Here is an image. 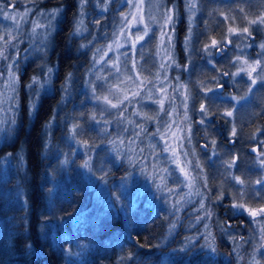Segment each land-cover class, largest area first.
<instances>
[{"label": "trees", "instance_id": "16d2710c", "mask_svg": "<svg viewBox=\"0 0 264 264\" xmlns=\"http://www.w3.org/2000/svg\"><path fill=\"white\" fill-rule=\"evenodd\" d=\"M69 22L67 16L60 22L47 59L56 68L51 94L40 96L36 110L28 112L22 87L31 71L27 66L19 74L16 123L0 139V264H241L250 259L259 245L250 249L235 228L229 229L234 214L228 206L225 217L212 206L221 193L223 198L229 194L227 182L213 175L214 166L206 164L205 208L195 211L193 202L184 213L120 195L118 184L132 170L125 163L109 164L95 176L82 167L85 157L77 146L83 141L103 145L111 134L102 142L84 140L77 128L68 139L79 125L78 111H93L82 87L86 70L80 68L87 64V52L76 54L78 41L69 36ZM194 69L191 78L201 83ZM144 126L148 137L152 125ZM257 192L264 196L263 187ZM248 204L260 207L264 199ZM198 216L203 219L193 227ZM172 222L176 227L169 232ZM201 227L208 232L204 239ZM130 253L132 261L122 259Z\"/></svg>", "mask_w": 264, "mask_h": 264}, {"label": "rangeland", "instance_id": "374dc122", "mask_svg": "<svg viewBox=\"0 0 264 264\" xmlns=\"http://www.w3.org/2000/svg\"><path fill=\"white\" fill-rule=\"evenodd\" d=\"M64 0H36L33 4L30 0H15L13 4V0H3V3L7 5V10L9 12L18 11L24 12L26 8L31 9V12L28 15V22L23 23L22 32L14 33L18 36V47L20 50V59H19V73L23 74L26 66H31V71L29 72L28 76L24 80L23 83V90L25 91V104L27 110L30 114L34 111L32 110V89L27 87L28 84L31 83V79L33 76H40L41 85H36L35 88L38 89L39 95L36 97V105L39 101L40 96L51 94L52 91V82L54 79V72L55 66L53 63H49L47 61L48 56L50 54V50L52 49V39L53 35L55 34L56 30L58 29L59 23L56 24L55 30L52 32L51 37L49 39L47 48L43 51H36L37 48H42L41 44V37L37 35L35 37V43H33V37L30 35V30L32 28V20H40L42 23L44 22V18L39 15V13L44 12L47 14L51 9L56 7H62L64 10L63 2ZM182 1V9L184 13V20L186 22V26L191 29V31H187L186 33H179V29L175 26V33H174V48L172 49V54L174 55L175 62L180 65V67H176L175 65H171L166 69H161L160 64L161 62H167L165 54L163 51L158 52V45H160V24L162 20H160L161 13L166 8H172L175 6L177 8L178 0H171V5L167 4L166 0H143V16L145 23H147L150 28V38H146L145 41L141 42V44L137 45L135 50V59L137 63L136 69L132 68L131 64V57L133 52L130 46H126L124 48L119 49L118 51L108 52V56L105 58L104 62H99L100 57L103 55V52L97 54L96 60H93V54L96 52V49H105L106 46L112 41L113 33L116 32L121 25V13H128L130 11L128 4L130 2H135V0H112V3L108 5V11H103L102 6H98L96 0H90V2L84 8V26L86 31L82 32L81 34L77 35L74 33V26L76 22V18L79 12L78 3L79 0H75V8L73 9L74 14L70 19V30L69 36L77 39L78 41V48L76 54H86L88 55V62L87 64L84 62L80 68L86 70L84 75V82L82 84L83 90L88 92V96L90 97V101L93 103L91 107L93 110L91 113L81 112L78 111L79 114V133L82 136V139L86 140H95L99 138V141L102 142L105 138H108L105 144L100 145L96 143H88L86 147L84 144H80L78 147V152H81L85 160L90 162L91 171L89 173L92 176L97 174H101L109 168V164L115 163H125L127 164L131 170V172L124 178L125 180L118 184V189L120 195L123 197L138 200L139 202H143L147 205H158L163 204L166 207L173 208L172 205L180 199V197L184 196L185 199L182 202V206H180V211L178 213H184L186 210V206H190L191 203L194 202L193 210L199 211L201 210L200 204L203 203L204 205L207 203L206 195L204 192H201L199 185L196 184V188L200 190V195H192L191 197L185 196V194L189 191L187 187H185L181 181L183 180L182 174L177 170L176 166L169 161V153H161V149L164 147L163 142L160 140L159 136H152L149 135L148 137L145 136V133H141L139 137L134 135L135 132H139L140 128L137 125H141V122H144V125H152L151 133L156 131L157 123L156 122H146L142 119L141 116L133 115L135 112L140 113H147L150 116H154L159 111V105L153 102L156 99H160L164 97V93L160 92L161 88L167 90V95L171 98V102L169 99L164 100V108L167 110L165 112H160L159 114V121L160 127L163 130V122L175 120L176 124H179L181 127L185 128L184 133L177 132V136L184 135L187 137L188 132L187 128L190 126V119L188 121L184 120L185 111L191 110V104L193 101L198 102L200 100L199 92L201 87V83H196L197 81H193L190 79L185 83H181L179 81L180 75H177L176 72L182 71L183 64L181 62H187L188 60V52L190 51L189 45L191 44V40L189 43L186 44L185 38L187 36H191L192 28L194 24V19L196 15V9L189 13L186 9V0ZM157 5H159V10H157ZM240 9L243 8H230L228 16L230 17H241L244 12H241ZM63 13V12H62ZM100 15V17H99ZM155 17V21L149 19V17ZM99 17V18H98ZM191 17V23L189 18ZM62 15L58 18L59 21L61 20ZM88 20V21H87ZM99 21V23H97ZM176 23V22H175ZM256 26V25H254ZM13 27V22L11 20H6L3 16H0V32L4 31L5 29H11ZM261 27V26H260ZM142 28V25H141ZM137 29H133V32H136ZM168 31V29H165ZM44 32V29H37V33ZM70 37V38H71ZM88 37V38H87ZM22 41V42H21ZM31 45V46H30ZM81 45H87V47H81ZM146 45V49H141ZM24 49H28L27 52ZM179 50V51H178ZM122 52H129V59L125 61L123 56H120ZM16 49L10 48L9 49V56H15ZM117 56H120V60L124 61V63L120 64L121 71L119 73L116 72L115 68L111 66L110 61L115 60ZM26 57V58H25ZM142 57V58H141ZM11 63L10 60H0V74H3L4 78H7V68L8 65ZM125 64L127 67L125 68ZM43 66V67H42ZM28 68V67H27ZM47 68H52L51 78L50 81L45 83L46 76L42 73H46ZM139 71L142 73V78H146L148 80H152L156 87H153L152 84L148 85V88L152 89L153 98L150 100L148 99L149 92L145 89L140 97H137L135 100H132L131 103L127 101L120 109H111L110 107L106 106L102 101H98L94 98V91L93 87H95V95H107L109 89H112L114 92L116 91L115 85L119 84L120 80H125L126 75H132L134 72ZM146 75L144 74V72ZM236 71V70H235ZM157 73H159V78L157 79ZM174 73V74H173ZM148 75V77H147ZM174 75V76H173ZM200 76V74H199ZM100 77V79H97ZM166 77V79H165ZM239 80V77L236 78ZM244 80L247 81L245 77ZM229 86L236 87V90L239 89V82L229 79L227 81ZM21 82L17 84V102H18V90ZM68 85V83H66ZM180 85H186V88H180ZM121 89L127 88L128 90H135L130 83L127 84H119ZM199 87V88H198ZM0 88H3V84H0ZM177 89V91L173 92V89ZM213 92L215 93V88L213 87ZM189 94L190 98L186 101L188 107L187 110L184 107V95ZM118 95H122V93H117ZM209 93L204 94L206 98H209ZM11 95V93H8ZM68 95H71L69 93ZM201 96V95H200ZM214 96V95H213ZM219 100H221V104L223 108H238L241 107L243 113H246L248 110L253 109L254 104H247L248 101H241L239 104L236 101L231 99V95L216 96ZM113 102L115 103L116 100L113 98ZM220 102V101H219ZM86 104V103H85ZM17 105V103H16ZM14 107L17 110V106ZM86 106V105H85ZM197 105L194 106L196 108ZM4 110H0V119H3L4 122L0 123V139L2 135H6L10 132L7 131V128H11V119L13 117V112L8 110L10 105L4 104L2 106ZM196 112L197 118H201L207 120V116L203 115L199 111V107ZM249 112V111H248ZM171 113V115H169ZM190 114V113H189ZM16 116V111H15ZM92 116H95L96 119L93 120ZM188 116V112H187ZM224 116V115H223ZM190 116H188L189 118ZM225 118L231 120L232 117L224 116ZM16 119V118H15ZM111 121V123L105 124L104 121ZM251 118L249 116H244L243 123L248 124L250 123ZM128 121H134L135 123H129ZM146 123V124H145ZM143 125V124H142ZM146 127V126H145ZM147 128V127H146ZM173 131H176V125L172 126ZM191 128V127H190ZM126 129V131H125ZM5 131H7L5 133ZM4 135V136H5ZM73 135L72 130L69 132L70 139ZM144 136L146 137L143 140ZM229 136L231 132L229 131ZM103 139V140H102ZM124 141V144H120V140ZM102 140V141H101ZM130 140H134L135 143L129 146L128 142ZM110 141H115V146L110 143ZM71 141L70 143H72ZM169 143L176 147L177 143L183 145L180 151H187L189 155L184 159L192 161L190 167L194 169L196 165L199 164V157L198 154L200 151L202 152V148H194L193 143L188 141L187 138L175 141L170 140ZM152 145H155V149H153ZM129 147L135 148V153L129 151ZM143 149V152L140 151ZM154 151L157 155L154 156ZM193 159H196V162L193 165ZM158 164L160 167L168 168L171 172V175L167 178L168 187L174 188L175 191L172 193H168L165 191H160L157 189L156 185L159 183L158 178L153 177V169L152 165ZM200 167L196 171V173L201 174V170L203 166L199 164ZM173 174L176 176H173ZM194 175V171L192 172ZM203 178V177H202ZM178 181V182H177ZM177 182V183H176ZM234 182V181H233ZM199 183V182H198ZM232 184V182L230 181ZM235 183V182H234ZM237 186L240 189V185L236 183L232 185V187ZM264 185H258L255 183L254 189L257 191L261 189ZM202 187V186H201ZM102 190V187L100 188ZM220 196V195H219ZM224 196V195H223ZM215 202L212 206L218 205L219 208L223 206L224 199L218 200L217 198L214 199ZM233 202V200H232ZM245 203L246 200H245ZM215 204V205H214ZM217 208V207H216ZM218 208V209H219ZM230 208L234 210L231 205ZM221 210V209H220ZM203 211V210H202ZM235 213H237L234 210ZM241 214L248 219H250V215L247 212H240ZM191 215V214H190ZM262 217V216H261ZM258 217V218H261ZM197 219V218H196ZM260 220V219H257ZM264 220V219H262ZM198 220H194L193 227L198 223ZM260 224L256 222L249 223L250 230L246 233V239L243 241L247 246L252 249L253 245H260L264 243V240L260 239V228L264 226V222L260 221ZM230 229V228H229ZM227 229L225 233H232ZM229 231V232H228ZM199 232H203L202 236L203 239L205 235H207V231H205L202 227L199 229ZM199 233V234H200ZM216 233V232H215ZM217 233H219L217 231ZM208 240H201V243L206 242ZM242 241V240H241ZM264 252V251H262ZM253 253V252H252ZM251 259V258H250ZM250 259H244L241 264H249ZM257 259L262 261L264 264V257H261L260 254H257Z\"/></svg>", "mask_w": 264, "mask_h": 264}, {"label": "snow or ice", "instance_id": "6c2138e0", "mask_svg": "<svg viewBox=\"0 0 264 264\" xmlns=\"http://www.w3.org/2000/svg\"><path fill=\"white\" fill-rule=\"evenodd\" d=\"M31 3H35L36 0H30ZM90 2V0H79L78 8L79 12L76 18L75 26H74V33L79 35L82 32L86 31V28L84 26L83 16H84V8L85 6ZM98 6H102L103 11H108V5L112 3V0H96ZM15 3V0H13V4ZM128 7L130 11L128 13H121V25L116 32L113 33V39L112 41L106 46L105 49H96V52L93 54V60H96L97 54L103 52V55L100 57L99 62H104L105 58L108 56V52L112 51H118L121 48H124L126 46H130L133 55L131 57V64L132 68L136 69L137 63L135 59V50L137 48L138 44H141V42L145 41L146 38H150V32L151 28L150 26L145 23L144 16H143V0H135V2H130L128 4ZM198 7L196 0H186V9L189 13H192L196 8ZM157 10H159V5H157ZM241 12H244V9H240ZM31 12V9L26 8L24 12H18L13 11L9 12L7 10V5L3 3V0H0V16H3L6 20H11L13 22V27L11 29H5L4 31L0 32V60H10L11 63L8 65L7 68V78L5 79L3 74H0V84H3V88H0V106L4 104H9L10 107L8 110L13 112V117L11 119V123L15 124V111L16 108L14 105L17 103V84L20 82V76H19V59H20V50L18 47V36L14 33H20L22 32L23 23L28 22V15ZM63 9L62 7H56L51 9L47 14L44 12L39 13L41 17L44 18V22L42 23L40 20H32V28L30 30V35L34 38L33 43H35V37L39 35L41 37V44L42 48L35 49L36 51H43L47 48L49 39L51 37L52 32L55 30L56 24L59 23V17L62 15ZM178 15V12L173 6L172 8H166L162 13L160 20H162V23L160 24V45H158V52L163 51L165 54V57L167 59V62H161L160 68L166 69L167 67L171 65H175L176 67H180L179 64L175 62L174 55L172 54V49L174 48V33H175V22L176 17ZM149 19H152L155 21V17L150 16ZM225 20H231L235 22V17H229L228 15L224 14ZM243 19L247 20V24L240 28L238 26H232L230 25L227 29L226 35H224L220 40H217L216 38H211L209 43H206L203 47V51L211 57L213 55L212 49H217L218 51H223L226 44H231L232 36H242L244 38L252 37V32L250 29L253 25L258 26L257 31L260 30L259 26H264V11L259 12L255 15V18H249L248 14L245 13ZM191 23V17L189 18ZM99 23V21H97ZM142 25V28H141ZM137 29L136 32H133V29ZM37 29H44V32L37 33ZM165 29H168V31H165ZM191 31V29H189ZM191 40V36H187L185 38L186 44L189 43ZM22 42V41H21ZM31 46V45H30ZM81 47H87V45H81ZM247 47H251V44L247 45ZM260 48V52L257 53V57L255 60L249 59L247 56L237 55L233 61H231V64L233 67L236 68V71L229 72L224 71L222 69H219L221 76H230L234 83L236 82V78L239 77L241 79L247 78V88L244 92V95L236 96L233 95L231 97L232 100L236 101L237 104H239L241 101H248L249 97L254 93V91L257 90L258 87L264 88V42L260 43L258 45ZM14 48L16 49L15 56L10 57L9 56V49ZM25 52L28 51V49H24ZM241 52H243V49H241ZM120 56H123L125 58V61L129 59V52H122L120 53ZM120 56H117L115 60H111V66L115 68L116 72L119 73L121 71L120 64L124 63V61L120 60ZM26 58V57H25ZM142 58V57H141ZM209 63H212L211 60L208 61ZM43 67V66H42ZM127 65L125 64V68ZM213 67L215 68V64H213ZM52 68H47L46 73H42L46 76V80L44 81L47 83L50 81ZM69 79L71 77V73L68 74ZM159 78V73H157V79ZM97 79H100V77H97ZM166 79V77H165ZM212 80L217 81V85L219 88H224L225 86L223 84L219 83L218 77H211ZM130 83L135 90H128L127 88L121 89L119 87V84H127ZM119 84L115 85L116 91L114 92L112 89H109L107 95H95V87H93L94 91V98L98 101H102L106 106L110 107L111 109H120L124 103L127 101L128 103H131L132 100H135L137 97H140L142 92L147 89L149 92L148 99L153 98L152 89L148 88L149 84H152L153 87H156V85L153 83L152 80H148L146 78H142V73L139 71L134 72L132 75H126L125 80H120ZM36 85H41L40 76H33L31 79V83L27 85L29 89H32V110H36V97H38L39 92L38 89L35 88ZM201 85L204 87V90L206 93L213 92L212 88L207 87L204 85V82L201 81ZM180 88H186V85H180ZM67 90V89H66ZM160 92L164 93V97L160 99H156L153 102L157 103L159 107V111L154 115L150 116L147 113H140L135 112L133 115L141 116L142 119L146 122H156L157 128L156 131L151 133L152 136H159L160 140L163 142L164 147L161 149V153H169V161L173 163L177 170L182 174L183 180L181 183L189 189V191L185 194L187 197H191L192 195H200V190L196 188V184L198 180H201V174L196 173V175H192V172L194 169L190 167L192 164V161L184 159L189 155L187 151H180L179 149L183 148V145L180 143L176 144V147H173L171 143H169L170 140L180 141L185 138L188 139L190 142L191 140V128L190 126L187 128L188 135L185 137L184 135L177 136V132L184 133L185 128L181 127L179 124H176V121L170 120L163 122V130L161 129L160 121L158 119L160 112L167 111L164 108V100L169 99L171 102V98L167 95V90L164 88H161L159 90ZM177 91V89H173V92ZM122 93V95H118L117 93ZM8 93H11V95H8ZM113 98H115L116 102H113ZM190 98L189 94L184 95V107L187 110V103L186 101ZM0 110H4L2 107H0ZM199 111L207 116L210 112V106L205 105L204 103L200 104ZM235 112V107H233L232 110H226L223 115L227 117H232ZM171 115V113H169ZM92 119L95 120L96 117L92 116ZM187 111H185L184 114V120L188 121ZM4 120L0 119V123H3ZM129 123H135L134 121H128ZM105 124L111 123V121H104ZM200 124H204V119H201L199 121ZM176 125V131H173L172 126ZM80 126L74 125L73 128V137L75 136V130L79 128ZM137 127L140 128L139 132H135L134 135L136 137H139L141 133L147 132V128L144 125H137ZM126 131V129H125ZM261 129H257V132H260ZM231 135L233 137L237 136V130L235 126H233ZM252 139H255V134L251 137ZM114 146L116 144L115 141H110ZM134 140H130L128 142L129 146L134 144ZM216 141L213 139L211 141L212 145H215ZM260 143H264V141H261ZM83 144L87 147L88 142L83 141ZM120 144H124V141L121 139ZM208 145H206L207 147ZM153 149H155V145H152ZM129 151L135 153L136 149L129 147ZM141 152H143V149H140ZM253 151H256V149H253ZM215 155V152L213 153ZM157 155L154 151V156ZM264 152H259L257 154V161L261 168H264ZM21 161H23V157H19ZM239 158L236 156H233L230 161L225 162V166L227 169L232 168H238L237 160ZM82 167L88 169L91 171L90 162L88 160H85L83 162ZM200 165L197 164L196 168H199ZM153 169V177L159 179V183L156 185L157 189L160 191H167L168 193H172L175 191L174 188L168 187L167 184V178L171 175V172L168 168L160 167L158 164L152 165ZM231 179L237 184L240 185V189H238V192L236 196L234 197V202L232 203L231 207L237 212H247L253 219L254 222L257 224H260L261 222L257 220V217L264 216V204H262L259 208H253L249 207L247 203H245V197L247 195V192L245 191L244 186L246 185L247 181L242 177L238 175H232ZM258 185H264V177H261L260 179H257L255 181ZM203 186L207 187V178L203 177ZM255 196H260L261 199H264V196H261L260 192H255ZM185 197L182 196L180 199H178L172 207L175 209L176 212L180 211V206H182V202L184 201ZM218 200L223 199V193L220 194V196L217 197ZM200 208L204 209L205 205L203 203L200 204ZM206 215L210 216L211 212H207ZM203 219V217H197V220ZM176 224L175 222H172L169 226V232H171L173 229H175ZM207 228L208 226L205 225ZM208 235H211L209 233ZM260 239L264 240V226H261L260 228ZM143 246V245H141ZM260 249H264V243L260 244L258 249H254L252 257L249 261V264H262V261L257 259V252H259L261 257H264V252H260ZM213 251L215 249L213 248ZM133 253H130L126 258L127 261H132L134 259Z\"/></svg>", "mask_w": 264, "mask_h": 264}, {"label": "flooded vegetation", "instance_id": "af4514ba", "mask_svg": "<svg viewBox=\"0 0 264 264\" xmlns=\"http://www.w3.org/2000/svg\"><path fill=\"white\" fill-rule=\"evenodd\" d=\"M68 1L70 2L69 5ZM74 1L75 0H64L62 2L64 5L63 16L64 18L67 16L68 21L74 14ZM166 1L170 6L171 0ZM196 2L198 7L196 8V15L193 21L191 44L189 45V52H196V57L191 58L188 56L187 62L179 61L183 64V70L177 72V75L181 76L178 78L179 81L185 83L186 81L193 79L191 78V74L195 72L191 71V68L193 67L199 71V74H201V79L204 82V85L209 88H215V93H209V98H206L204 96V94H206L204 87H201L200 95L202 96V101L196 106V108L192 107L191 110H187V112L188 116H190L191 143H193L195 149L199 147L204 149L202 152L200 151L197 153L199 164L203 166L201 170V181L202 177L208 179L209 175L208 170L206 169V164H210L211 166H214L213 175L217 176L218 180H224L227 182V192H229V194L225 193L226 196L223 198L224 201L226 200L227 204L224 203L221 208L218 207L222 217H225V207L228 206L227 208H230V205L234 202V197L238 192L237 186L235 187L234 185V187H232V185L235 184L231 179L232 175L242 176L247 181L245 185L247 187V191L245 190L247 192L245 197L247 204L248 200L251 199V201H254L255 197L259 198V196L254 195L258 190L256 191L253 188V185H255L257 179L264 177V168H261L257 161V154L259 152H264V143H260L261 141H264V88L258 87L249 97L247 104L256 103V105L253 106V109L248 110L249 112L247 111L246 113H243L242 109H240L241 107L235 108L234 115L231 120H229L223 116V113L226 110H232L233 108H223L222 106L224 105L221 104V100L216 96L244 95L247 88V81L241 78L236 80L239 82V89L236 90V87L227 84V81L231 79V77L221 76L220 71L218 70L222 69L229 72L235 71L236 68L232 66L231 61H233L237 55L247 56L251 60L258 58L257 53L260 52L258 45L264 42V26H259L260 30L257 31L256 29L258 26L253 25L250 29L252 37L249 38L232 36V43L226 44L223 51L212 49L213 55L211 57L203 51V47L206 43L210 42L211 38L220 40L226 35L227 29L230 25L238 26L240 28L244 27L247 24V20L243 19L244 14L247 13L249 18H255L256 14L264 11V0H196ZM230 8H243L244 14L241 17H235V22L225 20L224 14L228 15ZM176 10L178 12L175 23L176 31L178 28L180 30L179 33H186L189 30L184 20L181 0H178ZM249 44H251V47H247ZM241 49H243V52H241ZM209 60H211L212 63H209ZM213 64H215V68L213 67ZM213 76L218 77L219 83L223 84L225 87L219 88L217 81L211 79ZM201 103L210 106V112L207 115L208 118L205 120L204 124H200L199 121L201 118H197L196 116V112L198 111L196 109L197 107L200 109ZM244 116H249V118H251L250 123H243ZM233 126H235L237 130L236 137L229 136V131H232ZM257 129H261V131L257 132ZM253 134H255V139L251 138ZM213 139L216 141L215 145L211 144ZM206 145L208 146L206 147ZM253 149H256V151H253ZM214 152L215 155L213 154ZM233 156L239 158L237 160L238 168L227 169L225 162L230 161ZM193 162H196V160L193 159ZM232 211L234 216H232L231 222H229L227 226H229V228H235L237 238L239 241H243L246 239V233L245 231H238L240 229H248L249 223L253 222L254 219L251 216L250 219H248L241 214L235 213L234 210ZM256 219H260L259 221L264 222V220H262L264 219V216L261 218L257 217Z\"/></svg>", "mask_w": 264, "mask_h": 264}, {"label": "bare ground", "instance_id": "6f19581e", "mask_svg": "<svg viewBox=\"0 0 264 264\" xmlns=\"http://www.w3.org/2000/svg\"><path fill=\"white\" fill-rule=\"evenodd\" d=\"M147 46L146 45H143V48L145 49ZM189 57L191 58H195L196 57V52L194 51H191V52H188L187 53Z\"/></svg>", "mask_w": 264, "mask_h": 264}]
</instances>
